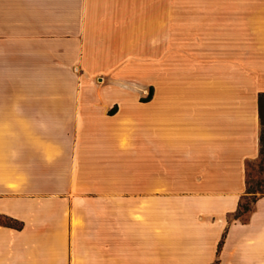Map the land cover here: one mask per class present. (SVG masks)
<instances>
[{"label": "crops", "instance_id": "0c3cea01", "mask_svg": "<svg viewBox=\"0 0 264 264\" xmlns=\"http://www.w3.org/2000/svg\"><path fill=\"white\" fill-rule=\"evenodd\" d=\"M262 93L264 0H0V264H264Z\"/></svg>", "mask_w": 264, "mask_h": 264}, {"label": "rangeland", "instance_id": "374dc122", "mask_svg": "<svg viewBox=\"0 0 264 264\" xmlns=\"http://www.w3.org/2000/svg\"><path fill=\"white\" fill-rule=\"evenodd\" d=\"M134 64L135 69L138 68V70H135L134 72H143L150 76L153 71H156V61H135ZM92 82L96 83L98 81L93 79ZM103 82L106 81H100V83ZM245 184L246 192L248 193L245 194L244 199L241 201V207L238 211V215L242 219H246L249 214V212H245L244 209L247 208L252 211L253 202L260 196L264 195V153L259 155L256 160L246 164Z\"/></svg>", "mask_w": 264, "mask_h": 264}, {"label": "trees", "instance_id": "16d2710c", "mask_svg": "<svg viewBox=\"0 0 264 264\" xmlns=\"http://www.w3.org/2000/svg\"><path fill=\"white\" fill-rule=\"evenodd\" d=\"M151 95H152V89H150L148 97L145 99H141L140 101L146 102V101L150 100ZM257 106H258V117H259V155H262L264 153V150H263L264 149V131H263V129H264V93L258 95ZM246 193H248V192H246V189H245V194ZM243 199H244V197H243ZM240 207H241V203L239 205V209H240ZM244 211L245 212H251L247 208H245ZM4 222H5V224L10 226V224L7 221H4ZM0 223H3V221L1 222V219H0Z\"/></svg>", "mask_w": 264, "mask_h": 264}]
</instances>
